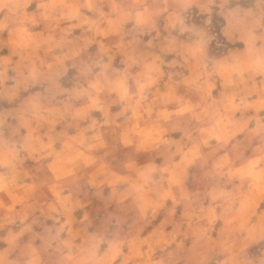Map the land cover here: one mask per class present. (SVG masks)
Wrapping results in <instances>:
<instances>
[{
	"label": "clouds",
	"instance_id": "clouds-1",
	"mask_svg": "<svg viewBox=\"0 0 264 264\" xmlns=\"http://www.w3.org/2000/svg\"><path fill=\"white\" fill-rule=\"evenodd\" d=\"M0 264H264V0H0Z\"/></svg>",
	"mask_w": 264,
	"mask_h": 264
}]
</instances>
